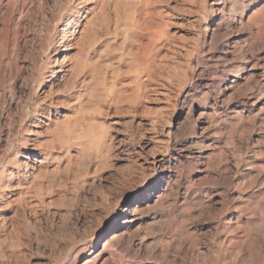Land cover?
I'll return each instance as SVG.
<instances>
[{
	"label": "rangeland",
	"instance_id": "374dc122",
	"mask_svg": "<svg viewBox=\"0 0 264 264\" xmlns=\"http://www.w3.org/2000/svg\"><path fill=\"white\" fill-rule=\"evenodd\" d=\"M262 1L264 2L257 0L254 5L261 6L264 4ZM3 2V9L6 7L8 13L0 16V199L2 198L0 222L3 221L0 223L2 224L0 229H3L0 230V264H88L90 260L89 264L173 262L184 264L185 260L196 262L195 264L200 262L211 264L210 255L214 244L210 238L214 237L217 228L225 223L232 213H237L236 207L243 204L237 200L234 188H230V185L228 187V184L214 172L209 173L205 170L202 159L195 156L194 149L187 147L190 141L200 138L202 133L205 140H208L212 126L207 129L208 131L205 130L204 127L209 124L205 115L199 119L195 134H191L193 122L186 115L187 109H182V103L186 93L191 91L193 94H199L204 91L206 73L198 66L203 41L211 35L216 36L218 33L221 35L224 32L221 16L218 14L212 21L211 9L220 2L222 4L220 10L223 12L226 10L228 13L232 3L237 0H3ZM58 6H62L66 11L65 18L59 24L55 20L58 17ZM138 9H142V12ZM124 11L127 15L134 16H131L133 20L127 16L134 22L125 19ZM146 23L149 26H146ZM135 24L139 25L137 27L139 30L135 28ZM143 26L146 28L143 29ZM141 28L143 30H140ZM207 29L209 31L206 35ZM196 36L201 39L194 52L193 41ZM221 47L222 45H219V48ZM63 49L65 50L62 51ZM131 52L133 55H130ZM261 56L262 64L264 53ZM134 58L138 60L135 61ZM192 60L194 68L191 67ZM140 62L143 63L140 65ZM188 63L190 67H187ZM136 67L141 71L138 72ZM146 68L150 69V72ZM186 71L193 75L185 85L186 78L181 77ZM93 73L100 75L94 76ZM133 77H137L138 81ZM92 79L95 84L92 83ZM96 79H99L98 83ZM135 82H138L137 85ZM86 83L91 85L88 86ZM92 84L94 86L97 84L94 87L97 91L94 89L92 91L90 88L93 87ZM105 90L108 94H104ZM89 91L95 94H89ZM96 93L99 97L95 96ZM110 93L111 95L113 93V97ZM131 97L137 100L132 101ZM209 99L211 103L214 99L220 101L215 92H211ZM261 101L264 103V98ZM171 105H174V111ZM36 107L37 113H34ZM223 109L220 119L229 114V110L227 112L225 108ZM198 110L209 112L210 105L200 107ZM98 131L99 134H96ZM169 132H173L174 137ZM92 134L102 138L104 136L107 145L101 148L97 139L91 142L92 145L90 138L91 136L95 138ZM214 137L215 143H223L219 137ZM178 148L182 150L179 151ZM259 157V161H263L264 157L261 155ZM176 174L182 175L179 177ZM6 176L9 178L6 179ZM178 177L183 184L180 180L177 181ZM202 180L206 182L209 180L210 184L206 185ZM164 190L170 191L169 200L177 197L179 193L177 204L181 202L184 204L187 201L185 203L187 208L191 207V210L185 208L192 214L191 219L189 217L191 221L186 219L189 221H186V224L189 232L194 234L196 231L194 236L196 238L199 236L195 244L190 243L194 248L181 241L177 249H173L172 244L168 242L170 230H167L165 223L172 219L169 218L172 214L171 208L156 206L130 217L133 222L129 228L133 231L134 240L130 238V241H123L124 245L122 243L121 247L118 246V250L106 249L104 240L112 233L110 227L116 217L122 223L121 232L128 230L123 224V217L126 214L130 216L135 197L143 194L144 201L145 199L153 201L157 193ZM18 195L23 199L18 200ZM194 204H197V207ZM14 209L16 210L13 211ZM15 212L24 215L21 217ZM194 214H197L196 219ZM5 216L10 217L11 221ZM204 219H207L206 222ZM21 222L27 228L32 226L33 229H37L27 230ZM12 223L19 226L18 229L23 227L22 230H18ZM6 227H9L10 234L6 232L8 231ZM12 229L13 233L16 231L14 234L10 232ZM149 230L153 235L148 233ZM19 231L24 233L27 231L28 236ZM136 231L138 232L135 233ZM16 233L21 236L23 233V237L19 235L18 238L15 237ZM140 240L144 241L141 243ZM15 242L25 244L23 243L21 247V244L16 245ZM155 243L160 245L156 246ZM146 244L149 245L148 250L151 252L146 250ZM15 245H19L21 252ZM180 245H183L182 248ZM122 247H125V250ZM160 247L165 251L163 256L156 252H159ZM121 248L124 250L123 254L120 253ZM134 254L136 256L138 254V257ZM190 255L191 259H187L186 256ZM207 255L210 259L205 260L204 257ZM131 257H134V260ZM179 258L184 259L181 261ZM216 261L214 260L212 264L221 263ZM253 263L256 264L257 261Z\"/></svg>",
	"mask_w": 264,
	"mask_h": 264
},
{
	"label": "bare ground",
	"instance_id": "6f19581e",
	"mask_svg": "<svg viewBox=\"0 0 264 264\" xmlns=\"http://www.w3.org/2000/svg\"><path fill=\"white\" fill-rule=\"evenodd\" d=\"M216 1V0H215ZM236 1V0H235ZM257 0H242V2H240L239 0H237V2L232 3L228 13H226L225 11H221L220 10V6L222 5L220 2L216 3L215 7H213L210 11L211 13V17H212V21H214V19L217 18V15L219 14L220 20H222V24H223V29L224 32L220 35V33H218L217 35H219V37L217 36H213L211 35L208 39L205 38V40L203 41L201 47H200V51H199V61H198V66L204 70V73H206V82H205V87H204V91L200 92L199 94H193L191 91L186 93L184 98H183V103H182V109L186 110V115L189 116V120H191L193 123L191 124V134H195V129H196V125L199 121L200 118H202L203 116L206 117L207 123H209V127H204L205 130H207L208 128H210V126H212V130H211V135L209 134V138L208 140H205V137L203 136V133L201 134V137L190 141L189 142V146L192 149H194V151L196 152L195 156H198L200 159H202V163L203 166L205 168V170H207L209 173L214 172L216 175H218V177L225 181L226 184H228V187L230 185V188L233 187L234 188V193L236 195V198L239 202H241V204H243L242 206L240 205V207H236L235 205L233 207H236V211L237 213H232L229 216V219L225 222V218L223 219L225 223H222L218 228H217V232L214 235L212 239L213 241V250H212V258L211 261L213 263V261L218 260L221 261L222 264H246L249 262V264H255L253 262H256V264H264V159L263 161H259V156H263L264 157V103L261 101L264 97V62L261 64L260 60H263V57L261 56L264 53V4L261 6L258 5H254L255 2ZM263 2V1H262ZM3 0H0V16L3 17V14L8 13V10L3 9L4 4H3ZM213 3V2H212ZM264 3V2H263ZM9 4V3H8ZM231 4V3H230ZM210 5V4H209ZM211 6V5H210ZM131 7V6H130ZM129 7V8H130ZM134 7V6H133ZM128 8V10H129ZM211 8V7H210ZM228 8V7H227ZM131 9V8H130ZM133 9V8H132ZM131 9V10H132ZM135 9V8H134ZM140 9V8H139ZM138 9V10H139ZM209 9V8H208ZM126 10V12L128 11ZM136 10V14L137 11ZM142 10V9H141ZM141 10H139L140 12H142ZM57 14L58 17L55 19L57 21V23L59 24L64 18H65V14L66 11L62 6H58V10H57ZM208 11V10H207ZM129 13V12H128ZM125 11H124V15H125ZM132 14V13H130ZM142 14V13H141ZM144 14V13H143ZM142 14V15H143ZM124 15L122 17H124ZM129 15V14H128ZM127 14L125 15L126 18L128 19ZM140 15V14H139ZM203 15V14H202ZM128 16V17H127ZM133 16V15H131ZM130 16V18H131ZM137 16V15H136ZM135 16V18H136ZM141 16V15H140ZM204 16V15H203ZM134 17V16H133ZM143 17V16H142ZM129 18V19H130ZM134 18V19H135ZM146 18V15H145ZM128 19V20H129ZM133 20V18H131ZM130 19V21H132ZM121 20V19H120ZM127 20V21H128ZM137 21V19H135ZM139 20H141L139 18ZM142 20L144 21V19L142 18ZM148 22V18L146 19ZM203 20V19H201ZM206 20V18H205ZM204 20V21H205ZM125 21V20H123ZM211 21V22H212ZM129 22V21H128ZM134 22V21H132ZM145 22V21H144ZM219 22V21H218ZM137 24V22H135ZM141 23V22H140ZM128 24V23H127ZM134 23H130V25H133ZM136 24L134 26H136ZM143 24V23H142ZM150 24V23H149ZM129 25V26H130ZM148 24L146 23V26ZM128 26V25H127ZM139 26V25H138ZM138 26H136L135 28H137ZM149 26V25H148ZM210 26V25H209ZM216 26V25H214ZM222 26V25H221ZM133 27V26H132ZM140 27H142L140 25ZM127 28V27H126ZM125 28V30H126ZM146 28L143 26V29ZM205 28V27H204ZM130 29V27H129ZM128 29V30H129ZM139 30V28H137ZM142 28L140 30H143ZM149 29V28H148ZM210 29V28H209ZM209 29H207L206 35L209 31ZM215 30V29H214ZM213 30V31H214ZM132 30H130L131 32ZM145 31V30H144ZM143 31V32H144ZM220 31V30H219ZM126 34H129L128 31H125ZM128 32V33H127ZM148 33V32H145ZM216 33V32H214ZM135 34V33H134ZM198 34V33H197ZM213 34V32H212ZM138 35V34H137ZM140 35V33H139ZM146 35V34H145ZM144 35V36H145ZM148 35V34H147ZM203 35V34H202ZM125 38L127 37L126 35H124ZM133 36V35H132ZM136 36V35H135ZM143 36V37H144ZM134 37V36H133ZM137 37V36H136ZM135 37V38H136ZM142 37V36H141ZM197 38H195V40L193 41V48H194V52L196 51L198 44H199V37L196 36ZM206 37V36H205ZM124 38V39H125ZM128 38V37H127ZM138 38V37H137ZM191 38V37H190ZM132 39V38H130ZM137 41V39H136ZM141 41V40H138ZM125 42V40L123 41ZM142 42V41H141ZM223 42V43H222ZM126 43V42H125ZM222 43V44H221ZM124 44V43H123ZM140 46V43H138ZM137 44V47L140 48ZM142 45V43H141ZM219 45H222L221 48H219ZM143 50L144 47L142 46ZM141 49V48H140ZM139 49V50H140ZM65 49H63L62 51H64ZM142 50V49H141ZM138 52V50H137ZM144 52V51H143ZM135 53V51H134ZM141 53L142 52H138ZM147 53V50H146ZM130 55H133L132 52ZM129 55V56H130ZM136 55V54H134ZM139 55V54H138ZM143 55V54H142ZM141 55V56H142ZM145 55V53H144ZM192 55V54H190ZM140 56V55H139ZM193 56V55H192ZM191 56V57H192ZM137 57V56H135ZM144 57V56H143ZM142 57V58H143ZM147 59V55L145 56ZM186 57V56H185ZM190 57V56H189ZM188 57V58H189ZM64 58V57H63ZM139 58V57H138ZM138 58H134L135 61L138 60ZM141 58V59H142ZM145 60V58H143ZM193 59V57H192ZM132 60V59H131ZM143 60V62H144ZM149 60V59H148ZM188 60V59H187ZM194 60V59H193ZM193 60L191 61V67H193ZM133 61V63L135 62ZM139 62V61H138ZM140 62V65L141 63ZM147 63V60L145 61ZM262 62V61H261ZM136 63V62H135ZM190 63V61H189ZM189 63L187 64V67H190ZM148 64V63H147ZM145 64V66L147 65ZM138 65V64H137ZM152 63L150 64V66L152 67ZM87 66V65H85ZM133 66V65H131ZM139 66V65H138ZM144 66V65H143ZM149 66V64H148ZM142 67V66H141ZM90 69L92 67H89ZM130 68H135V67H130ZM139 68V67H138ZM138 68L136 67V69L138 70ZM150 68V67H149ZM194 68V67H193ZM192 68V70H194ZM148 69V68H146ZM151 69V68H150ZM150 69L149 72H150ZM191 69V68H190ZM189 69V70H190ZM86 70V69H85ZM132 70V69H131ZM144 70V69H143ZM187 70V69H186ZM80 71V70H79ZM78 71V73H79ZM141 71L138 70V72ZM147 71V70H146ZM188 71V70H187ZM186 71L185 76H183L184 74H182V77H185V85L189 82L190 80V76L193 74H189V72ZM77 72V70H76ZM91 72V70H90ZM93 72V70H92ZM134 72V71H133ZM132 72V73H133ZM147 72V73H149ZM185 72V71H184ZM191 72V71H190ZM136 73V70H135ZM134 73V74H135ZM146 72H144L145 74ZM188 73V76H187ZM193 73V72H192ZM202 73V72H200ZM199 73V74H200ZM143 74V73H142ZM143 74V75H144ZM94 75V73H93ZM91 75V76H93ZM95 75H97V73H95ZM94 75V76H95ZM100 75V74H98ZM97 75V76H98ZM139 75V74H138ZM142 75V76H143ZM148 75V74H147ZM198 75V73H197ZM90 76V75H89ZM136 76V75H135ZM146 76V75H145ZM203 76V75H201ZM205 76V75H204ZM203 76V77H204ZM138 77V76H137ZM136 77V78H137ZM140 77V76H139ZM200 77V76H199ZM91 78V77H90ZM88 78V79H90ZM94 78V77H93ZM97 78V77H95ZM94 78V79H95ZM100 78V77H98ZM135 78V77H133ZM135 78V79H136ZM141 78V77H140ZM94 79L93 80V84L94 83ZM133 79V80H135ZM184 79H183V83H184ZM197 79V77H196ZM202 79V77H201ZM97 80V79H96ZM95 80V81H96ZM132 80V81H133ZM138 81V79H136ZM135 80V81H136ZM87 81V80H86ZM85 81V82H86ZM140 81V80H139ZM83 82V81H82ZM89 82V81H87ZM91 82V81H90ZM99 82V79L97 80V83ZM194 82V81H193ZM84 83V82H83ZM82 83V84H83ZM103 83V82H101ZM138 82H135V84ZM141 84V82H139ZM85 84V83H84ZM88 84V83H86ZM90 84V83H89ZM88 84V86H89ZM92 84V85H93ZM144 84V83H143ZM91 85V84H90ZM97 85V84H96ZM95 85V86H96ZM137 85V84H136ZM184 85V84H183ZM200 85V83H199ZM86 86V85H85ZM93 85L92 91L96 90L94 89L95 87ZM110 86V85H109ZM193 86V85H192ZM197 86V85H196ZM84 87V86H83ZM82 87V88H83ZM87 87V86H86ZM112 87V86H111ZM136 87V86H135ZM144 88V86H141V88ZM182 85H181V89H182ZM197 88V87H196ZM201 88V87H200ZM86 89V88H85ZM94 89V90H93ZM105 89V88H104ZM140 90V88H138ZM89 90V89H88ZM111 90L113 91V89L111 88ZM109 90V91H111ZM136 90V88H135ZM138 90V91H139ZM142 90V89H141ZM180 90V89H179ZM86 91V90H85ZM97 91V90H96ZM111 91V92H112ZM105 92V93H104ZM102 92L104 94H108L106 92V90ZM137 92V91H136ZM135 92V93H136ZM211 92H215L216 95L218 96L220 101H216L214 99V102L211 103V101H209L210 99V95ZM87 93V91H86ZM85 93V94H86ZM91 93V91H89V94ZM98 93V92H97ZM95 96H98L99 94H97ZM115 93V92H114ZM119 93V92H118ZM117 93V94H118ZM138 93V92H137ZM141 93V92H139ZM143 93V92H142ZM180 93V92H179ZM88 94V99L90 98V95ZM92 95H94L95 93H91ZM116 94V93H115ZM121 94V93H120ZM87 95V94H86ZM85 95V96H86ZM139 95V94H138ZM138 95L136 98H138ZM142 95V94H141ZM140 95V96H141ZM93 96V97H95ZM110 96L113 97V93ZM115 96V95H114ZM118 96V95H117ZM120 96V95H119ZM99 97V96H98ZM87 98V97H86ZM118 97H116L117 99ZM135 98V100H137ZM93 99V98H91ZM113 99V98H112ZM111 99V100H112ZM114 99V100H116ZM119 100L121 99V96L118 98ZM132 101L134 100L131 97ZM130 99V100H131ZM113 100V101H114ZM134 100V101H135ZM118 101V100H117ZM112 102V101H111ZM115 102V101H114ZM189 102V104H188ZM210 105V110L209 112H198V108L200 107H206V106ZM87 106V105H86ZM173 106V111L174 109V105ZM223 108L226 109V111L228 112L229 110V114L225 115L224 119H220V116L222 114L223 111H221ZM181 109V110H182ZM224 110V109H223ZM83 112V110L81 111V113ZM34 113H37V107L34 109ZM174 113V112H172ZM185 115V116H186ZM196 115V117H195ZM162 116V114H161ZM173 116V115H171ZM170 116V119H171ZM165 118V117H164ZM185 118V117H184ZM168 119V118H167ZM183 121V120H182ZM187 121V120H186ZM170 122V121H169ZM181 122V121H180ZM189 122V121H188ZM164 123V122H162ZM172 123V122H171ZM178 123V122H176ZM99 124V123H98ZM97 124V125H98ZM155 124V123H154ZM156 124H160L156 122ZM181 124V123H180ZM179 124V126H180ZM89 125V124H88ZM182 125V124H181ZM188 125V124H187ZM186 125V126H187ZM102 126V125H101ZM162 126V124H161ZM165 126V125H164ZM183 126V125H182ZM189 126V125H188ZM103 127V126H102ZM167 127V126H166ZM99 128V127H98ZM101 128V127H100ZM153 128V127H152ZM160 128V127H159ZM180 128V127H179ZM203 128V127H202ZM53 129V128H52ZM88 129V127H87ZM89 129L90 126H89ZM88 129V130H89ZM158 129V128H157ZM171 129V128H170ZM181 129V128H180ZM186 129V128H185ZM87 130V132H88ZM154 131H156L155 129H153ZM202 130V129H201ZM209 130V129H208ZM207 130V131H208ZM91 131V130H90ZM104 131V129H103ZM102 131V132H103ZM179 131V130H178ZM186 131V130H184ZM204 131V130H202ZM86 132V130L84 131ZM83 132V133H84ZM171 132V130H170ZM169 132V133H170ZM89 133V132H88ZM101 133V132H100ZM104 133V132H103ZM176 133V132H175ZM197 133V131H196ZM210 133V131H209ZM99 134V131L98 133ZM96 134H92V135H96ZM105 134V133H104ZM167 134V133H166ZM173 136V132L170 133ZM184 134V132H183ZM84 135H87L86 133H84ZM83 135V136H84ZM185 135V134H184ZM89 136V135H88ZM87 136V137H88ZM106 136V134H105ZM177 136V135H175ZM194 136V135H193ZM196 136V135H195ZM219 137L223 143H215L216 139L215 137ZM174 137V136H173ZM180 137V136H179ZM192 137V135H191ZM199 137V136H197ZM104 138V136H103ZM102 138V136H95V138L93 136H91V141H94V139L98 141V143L100 144L101 148L104 147L105 142L107 140L104 141V139ZM187 138V136H186ZM193 138V137H192ZM191 138V139H192ZM179 139V138H178ZM88 141V140H87ZM181 141V140H180ZM185 141V140H184ZM93 143V142H92ZM91 143V144H92ZM97 143V144H98ZM111 143V142H110ZM108 143V145L110 144ZM88 144V145H91ZM98 144V145H99ZM112 144V143H111ZM93 145V144H92ZM97 147V146H96ZM110 145L109 148L110 149ZM184 147V146H182ZM107 148V147H106ZM105 148V150H106ZM185 149H187L186 147H184ZM183 148V149H184ZM179 150V148H178ZM182 150V149H180ZM179 150V151H180ZM110 151V150H109ZM165 151V150H164ZM192 151V152H194ZM107 152V151H106ZM179 153V152H178ZM185 153V152H184ZM183 153V154H184ZM190 156V155H189ZM194 157V156H193ZM192 158V157H191ZM190 158V159H191ZM183 159V158H182ZM196 159V158H195ZM199 159V160H200ZM178 160V159H177ZM196 162V161H195ZM194 162V163H195ZM181 163V162H180ZM197 163V162H196ZM201 163V161H200ZM183 164V163H182ZM192 164V163H191ZM197 165V164H196ZM194 165V167L196 166ZM136 167V166H135ZM171 168H173L172 166H170ZM178 167V166H177ZM181 167V166H180ZM179 167V169H180ZM199 167V166H198ZM183 168V167H182ZM196 168V167H195ZM194 169V168H191ZM204 170V169H203ZM158 172V171H157ZM178 172V171H177ZM190 172V171H189ZM192 173V172H191ZM162 174V173H161ZM174 174V173H173ZM180 174V172H179ZM178 175V174H176ZM182 175V174H181ZM180 175V176H181ZM190 175V174H189ZM213 175V174H212ZM179 176V175H178ZM179 176V177H180ZM184 176V175H183ZM188 176V175H187ZM191 176V175H190ZM205 176V175H204ZM203 176V177H204ZM215 176V175H214ZM176 177V176H175ZM177 179V181L181 179ZM9 178V176H6V179ZM146 178V177H145ZM177 178V177H176ZM175 178V179H176ZM188 178V177H187ZM198 178V177H197ZM201 178V177H200ZM214 178V177H213ZM212 178V179H213ZM167 179V178H166ZM172 178H170L171 180ZM215 179L217 180V177L215 176ZM186 180V179H185ZM206 180V179H205ZM204 180V181H205ZM214 180V179H213ZM189 181V180H188ZM194 181V180H193ZM203 181V180H202ZM203 181V183H204ZM207 181V180H206ZM205 181V182H206ZM147 182V181H146ZM157 182V181H156ZM160 182V181H159ZM196 182V181H195ZM194 182V183H195ZM199 182V181H198ZM201 182V180H200ZM168 183V182H167ZM182 183V182H181ZM208 182H206V185H208ZM215 183V182H214ZM223 183V182H222ZM171 184V183H170ZM174 184V183H173ZM183 184V183H182ZM192 184V183H191ZM202 185V183H200ZM212 184V183H211ZM167 185V184H165ZM186 185V184H185ZM190 185V184H189ZM205 185V186H206ZM198 186V185H197ZM203 186V185H202ZM215 186V185H212ZM217 186V185H216ZM224 186V185H223ZM171 187V186H170ZM176 187V186H175ZM179 187V185H178ZM178 187L176 189H178ZM226 187V186H225ZM186 188H188V186H186ZM215 188V187H214ZM168 189V188H167ZM173 189V188H172ZM185 189V188H184ZM194 189V188H193ZM196 189V188H195ZM227 189V188H225ZM224 189V190H225ZM170 190V189H169ZM189 190V189H188ZM208 190V189H207ZM157 191V190H156ZM185 191H187L185 189ZM195 191V190H193ZM219 191V190H218ZM170 191H162V192H158L156 195V199L149 200V201H145L144 196L142 194V196H136L133 204L134 207L131 211L130 216L128 214L124 215V223L127 226L128 230L122 231L120 230V226L122 223H120L118 217H116L110 227V229L112 230V233L104 240V246L107 248H109V250L114 249V250H118V246L121 247L120 245L123 243V241H130V238H133L134 235L133 231H131L132 229H130L129 227L132 225L133 220H131V216L134 215H138L141 214L142 212H144L145 210H148L150 208H155L156 206H161V207H168L171 208L170 211L172 212L171 216H169V218H172L169 221H166V228L167 230H170L168 233V242H170L173 246V249H177L178 244L182 241V243L184 242V244H188L187 246L189 247H193L191 244H195L197 241V238H199V236L197 235V238L194 236L193 233L189 232L188 228H187V221L186 219H191L192 214L188 213L187 210L185 208H187L186 206V202L183 204V202L177 204V197H174L173 199L169 200L170 198ZM172 192V191H171ZM176 192V191H174ZM178 192V191H177ZM197 192V190H196ZM201 192V191H199ZM1 193V192H0ZM181 193V192H180ZM187 194V192H185ZM210 193V192H209ZM223 194V192H221ZM226 193V192H225ZM148 194V193H147ZM153 194V193H152ZM174 194V193H173ZM176 194V193H175ZM190 194V193H189ZM194 194V193H193ZM221 194V195H222ZM7 195V194H6ZM182 195V194H181ZM227 195V193H226ZM225 195V196H226ZM1 196V195H0ZM172 196V193H171ZM180 196V195H179ZM187 196V195H186ZM190 196V195H189ZM205 196V195H204ZM224 196V197H225ZM233 196V195H232ZM192 197V196H191ZM195 197V196H194ZM200 197V196H199ZM208 197V196H207ZM221 197V196H220ZM231 197V196H230ZM5 198V197H4ZM3 198V199H4ZM23 199L21 197H17V199ZM210 198V196H209ZM208 198V199H209ZM217 198V197H216ZM227 198V197H226ZM233 198V197H232ZM235 198V199H236ZM2 199V198H1ZM0 199V200H1ZM18 199V200H19ZM234 199V200H235ZM16 200V199H15ZM185 200V199H184ZM206 200V199H205ZM204 200V201H205ZM220 200V199H219ZM225 200V198H224ZM233 200V199H231ZM8 201V200H7ZM198 201V200H196ZM226 201V200H225ZM19 202V201H18ZM194 202V201H193ZM209 202V201H208ZM234 202V201H233ZM6 203V201H5ZM17 203V202H16ZM22 203V202H21ZM19 203V204H21ZM227 203V202H226ZM229 203V201H228ZM227 203V204H228ZM8 204V202H7ZM10 204V203H9ZM13 204V203H12ZM15 204V203H14ZM26 204V202H25ZM24 204V205H25ZM213 204V202H212ZM233 204V203H232ZM6 205V204H4ZM18 205V203H17ZM23 205V204H22ZM21 205V206H22ZM23 205V206H24ZM195 206L197 204H194ZM9 206V205H8ZM29 206V205H28ZM27 206V207H28ZM32 206V205H31ZM189 206V205H188ZM231 206V207H232ZM19 207V206H18ZM197 207V206H196ZM202 207V206H200ZM2 208V207H0ZM10 208V207H8ZM13 208V207H12ZM24 208V207H23ZM191 208V207H190ZM189 208V209H190ZM192 208L194 209L195 207L192 206ZM229 208V206H228ZM27 209V208H26ZM32 209V207H31ZM160 209V208H159ZM188 209V208H187ZM188 209V210H189ZM212 209V208H209ZM16 209H14L13 211H15ZM25 210V208H24ZM29 210V209H28ZM37 210V209H36ZM151 210V209H150ZM153 210V209H152ZM169 210V209H168ZM191 210V209H190ZM197 210V209H196ZM195 210V211H196ZM199 210V209H198ZM208 210V209H207ZM229 210V209H228ZM12 211V212H13ZM35 211V210H33ZM155 211V210H154ZM161 211V210H159ZM194 211V210H193ZM206 211V210H205ZM209 211V210H208ZM18 212V211H17ZM17 212H15L17 214ZM23 213V210L21 211ZM19 212V213H21ZM25 212V211H24ZM31 212V211H30ZM150 212V211H148ZM166 212V211H165ZM164 212V213H165ZM192 212V211H191ZM216 212V211H215ZM6 213V212H5ZM13 213V214H15ZM17 214V215H21V214ZM36 213V212H35ZM34 213V214H35ZM152 213V212H150ZM154 213V212H153ZM156 213V211H155ZM159 213V212H158ZM162 213V211H161ZM210 213V212H208ZM207 213V214H208ZM213 213V210H212ZM217 213V212H216ZM11 214V213H10ZM15 214V215H16ZM147 214V213H146ZM206 214V213H205ZM224 214V213H222ZM219 214V215H222ZM24 215V214H22ZM21 215V217H22ZM155 215V214H154ZM163 215V214H162ZM195 215V214H194ZM197 215V214H196ZM196 215L194 216L196 219ZM218 215V216H219ZM14 216V215H13ZM127 216V217H126ZM129 216V217H128ZM144 216V215H143ZM167 216V215H166ZM202 216V215H201ZM207 216V215H206ZM212 217H214L213 215H211ZM210 216V217H211ZM224 216V215H223ZM6 218H8L7 216H5ZM12 217V215H11ZM16 217V216H15ZM13 217V218H15ZM19 217V216H18ZM137 217V216H136ZM142 217V216H141ZM141 217H137V218H141ZM204 217V216H202ZM207 217V218H210ZM211 217V218H212ZM216 217V216H215ZM220 217V216H219ZM4 218V217H3ZM10 218V217H9ZM8 218V219H9ZM168 218V217H166ZM165 218V219H166ZM193 218V217H192ZM198 218V216H197ZM210 218V219H211ZM134 219V217L132 218ZM154 219V218H153ZM189 219V220H190ZM10 220V219H9ZM8 220V221H9ZM168 220V219H166ZM203 220V219H202ZM205 220V219H204ZM207 220V219H206ZM205 220V222H206ZM209 220V219H208ZM215 220V218H214ZM221 220V219H220ZM6 221V219H5ZM11 221V220H10ZM23 221V220H22ZM25 221V219H24ZM187 221V222H186ZM191 221V220H190ZM198 221V220H197ZM196 221V222H197ZM211 221V220H210ZM213 221V220H212ZM216 221V220H215ZM214 221V222H215ZM218 221V220H217ZM3 222V221H2ZM0 222V223H2ZM7 222V221H6ZM27 222V220H26ZM148 222V221H147ZM152 222V221H151ZM150 222V223H151ZM155 222V221H154ZM157 222V221H156ZM194 222V221H193ZM5 223V222H4ZM10 223V222H7ZM22 223V222H21ZM217 223V222H216ZM219 223V222H218ZM15 225V223H12V225ZM147 224V223H146ZM144 224V225H146ZM155 224V223H154ZM157 224V223H156ZM155 224V225H156ZM159 224V223H158ZM164 224V223H162ZM189 224V223H188ZM209 224V223H208ZM2 225V224H1ZM0 225V226H1ZM23 225V223H22ZM21 225V226H22ZM141 225V224H139ZM149 225V224H148ZM152 224V226H155ZM160 225V224H159ZM217 225V224H216ZM6 226V224H5ZM8 226V224H7ZM17 227V225H15ZM24 226V225H23ZM29 226V224H28ZM136 226V225H135ZM143 226V225H142ZM4 227V226H2ZM19 227V226H18ZM17 227V229H18ZM24 227L27 228V226L25 225ZM30 227V226H29ZM28 227V228H29ZM138 226H136V229ZM140 227V226H139ZM150 227V226H149ZM202 227V226H201ZM217 227V226H216ZM215 227V228H216ZM8 228V232L9 233V227ZM11 228V226H10ZM23 228V227H22ZM18 229V230H22ZM25 228V229H26ZM27 228V230H28ZM32 230H35L37 228H34L31 226ZM29 228V229H31ZM109 228V225H108ZM144 228V227H143ZM145 228H148L145 226ZM144 228V229H145ZM151 228V227H150ZM155 227H153L154 229ZM199 228V227H198ZM2 229V228H1ZM0 229V230H1ZM149 229V228H148ZM160 229V228H159ZM208 229V228H207ZM3 230V229H2ZM15 230V228H14ZM24 230V229H23ZM31 230V233H32ZM107 230V229H106ZM157 230V228H156ZM209 230V229H208ZM105 231V230H104ZM135 231V228H134ZM154 231V230H153ZM152 231V232H153ZM160 231V230H158ZM210 231H212L210 229ZM209 231V232H210ZM216 231V230H215ZM3 232V231H2ZM5 232V233H6ZM11 233H13V229L10 230ZM16 232V231H15ZM14 232V233H15ZM18 232V231H17ZM19 232H23V231H19ZM27 232V231H26ZM25 232V233H26ZM29 232V231H28ZM38 232V231H36ZM138 231H136L135 233H137ZM147 232V231H146ZM156 232V231H154ZM161 232V231H160ZM199 232V231H198ZM203 232V231H202ZM200 231V233H202ZM207 232V231H206ZM213 232V231H212ZM7 233V234H8ZM13 233V234H14ZM24 233V232H23ZM23 233L22 236L19 235L18 233H16L17 236L15 237H23ZM24 233V234H25ZM148 233L150 235L151 234L150 230L148 231ZM158 233V232H157ZM205 233V231H204ZM10 234V233H9ZM29 234V233H28ZM37 234V233H35ZM148 234V236H149ZM156 234V233H155ZM163 234V233H162ZM167 234V233H166ZM209 234V233H208ZM5 235V234H4ZM19 235V236H18ZM26 236L27 233L25 234ZM31 235V234H30ZM33 235V234H32ZM204 235V234H203ZM202 235V236H203ZM212 235V234H211ZM210 235V236H211ZM10 236V235H9ZM12 236V235H11ZM132 236V237H131ZM145 236V235H144ZM164 236V234H163ZM162 236V237H163ZM166 236V235H165ZM205 236V235H204ZM25 237V236H24ZM34 240L36 238V235L33 236ZM38 237V236H37ZM135 237V236H134ZM142 237V236H141ZM158 237V236H157ZM208 237V236H207ZM10 238V237H8ZM16 238V239H17ZM145 238V237H144ZM149 238V237H148ZM153 238V237H152ZM201 238V237H200ZM203 238V237H202ZM12 239V238H10ZM13 239H15L13 237ZM138 239V238H137ZM159 239V238H157ZM161 239V238H160ZM163 239V238H162ZM25 240V239H24ZM23 240V241H24ZM134 240V238H133ZM153 240V239H152ZM164 240V239H163ZM208 240V239H207ZM18 241V240H15ZM144 241V240H142ZM142 241L140 240V242L142 243ZM203 241V240H202ZM206 241V240H205ZM204 241V242H205ZM36 242V241H35ZM139 242V241H138ZM153 242V241H152ZM200 242V241H199ZM16 245L17 244H21V247L25 244L24 242H15ZM24 243V244H23ZM40 242H38L39 244ZM125 243V242H124ZM123 243V245H124ZM132 243V240H131ZM164 243V242H163ZM207 243V242H205ZM129 244V243H128ZM127 244V245H128ZM136 244V243H135ZM140 244V243H139ZM144 244V243H143ZM149 244V243H148ZM154 244V243H152ZM183 244V245H184ZM201 244V243H200ZM204 244V243H203ZM15 245V246H16ZM28 245V244H26ZM122 245V246H123ZM132 245V244H129ZM128 245V246H129ZM147 245V244H146ZM151 245V243H150ZM156 246L160 245V243L157 245L155 243ZM154 245V246H155ZM163 245V244H162ZM182 245V246H183ZM210 245V244H209ZM141 246V245H140ZM148 246L147 245V249L148 250ZM181 246V245H180ZM181 246V248H182ZM197 246V245H196ZM211 246V245H210ZM19 249V245L16 246ZM15 247V248H16ZM131 247V246H130ZM139 247V246H138ZM151 247V246H150ZM149 247V249H150ZM209 247V246H208ZM14 248V247H13ZM123 249L125 247H122ZM121 248V249H122ZM145 248V247H144ZM151 248H155V247H151ZM184 248V247H183ZM194 248V247H193ZM198 251V248L195 247ZM17 249V248H16ZM105 249V248H104ZM119 249V250H121ZM121 250L123 254V251L125 250ZM135 249V248H134ZM139 249V248H137ZM209 249V248H207ZM108 250V252H109ZM145 250V251H146ZM151 250V249H150ZM156 250V249H155ZM154 250V251H155ZM187 250V249H186ZM189 250V249H188ZM194 250V249H193ZM210 250V249H209ZM137 251V250H136ZM134 251V252H136ZM149 251V250H148ZM152 251V252H154ZM179 251V250H178ZM19 252H21V249H19ZM18 252V253H19ZM113 253V251H111ZM151 252V251H149ZM157 253H160V256L165 255V251L164 249L160 247L159 252L156 251ZM168 252V251H167ZM192 252V251H191ZM196 252V251H195ZM203 252V251H202ZM208 252V251H207ZM118 253V251H117ZM137 253V252H136ZM146 253H148L146 251ZM171 253V252H169ZM193 253V252H192ZM206 253V252H205ZM21 254V253H19ZM168 254V253H167ZM176 254V253H175ZM179 254V253H178ZM186 254V253H185ZM187 254H191V253H187ZM200 254V253H199ZM202 254V253H201ZM208 254V253H207ZM114 255V253L112 254ZM120 255V254H119ZM135 255V254H134ZM149 255V253H148ZM155 255V254H154ZM153 255V256H154ZM174 255V254H173ZM181 255V252H180ZM20 256V255H18ZM136 256V255H135ZM134 256V257H135ZM152 256V255H151ZM172 256V255H171ZM178 256V255H177ZM184 256V255H183ZM193 256V254H192ZM195 256V255H194ZM198 256V255H196ZM195 256V257H196ZM17 257V256H16ZM96 257V256H95ZM134 257L133 258L134 260ZM138 257V254L137 256ZM155 257V256H154ZM159 257V256H158ZM165 257V256H164ZM163 257V259H164ZM173 257V256H172ZM175 257V256H174ZM201 257V256H200ZM19 258V257H18ZM146 258V257H145ZM153 258V257H152ZM162 258V257H159ZM158 258V259H159ZM176 258V257H175ZM185 258V257H184ZM183 258V259H184ZM187 259H191V255L190 257H187ZM208 258L207 257L204 259L206 260ZM137 259V258H136ZM135 259V260H136ZM151 259V258H150ZM169 259V258H168ZM180 259V258H179ZM183 259H180L181 261ZM196 259V258H195ZM194 259V261H196ZM199 259V258H197ZM210 259V258H208ZM249 259V261L247 260ZM94 260V259H93ZM104 260V259H103ZM146 260V259H145ZM152 260V259H151ZM171 260V259H170ZM177 260V259H175ZM202 259H200L201 261ZM89 261V260H88ZM86 261V262H88ZM138 261V260H137ZM148 261V260H147ZM158 261V260H157ZM156 261V262H157ZM208 261V260H207ZM204 261V262H207ZM210 261V260H209ZM251 261V262H250ZM91 262V260H90ZM89 262V263H90ZM98 262V261H97ZM105 263V260L103 261ZM102 262V263H103ZM139 262V261H138ZM154 262V261H153ZM161 262V261H160ZM168 262V260H167ZM180 262V261H179ZM217 262V261H216ZM215 262V263H216ZM88 263V264H89ZM176 262H173L172 264H174ZM196 262H191L189 260H185L184 264H195ZM211 263V264H212ZM214 263V264H215ZM219 263V264H221ZM100 264V263H99ZM162 264V263H161ZM164 264V263H163ZM201 264V262L199 263ZM203 264V263H202ZM207 264V263H204ZM209 264V262H208Z\"/></svg>",
	"mask_w": 264,
	"mask_h": 264
}]
</instances>
